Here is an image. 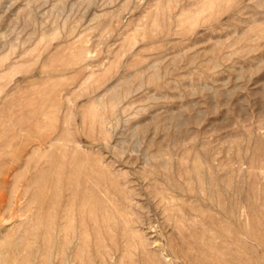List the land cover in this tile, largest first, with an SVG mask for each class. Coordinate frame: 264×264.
<instances>
[{
	"label": "rangeland",
	"instance_id": "374dc122",
	"mask_svg": "<svg viewBox=\"0 0 264 264\" xmlns=\"http://www.w3.org/2000/svg\"><path fill=\"white\" fill-rule=\"evenodd\" d=\"M0 264H264V0H0Z\"/></svg>",
	"mask_w": 264,
	"mask_h": 264
}]
</instances>
